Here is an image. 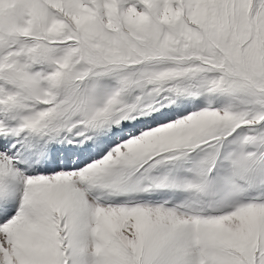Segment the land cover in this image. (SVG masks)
I'll return each instance as SVG.
<instances>
[{
    "label": "snow or ice",
    "instance_id": "1",
    "mask_svg": "<svg viewBox=\"0 0 264 264\" xmlns=\"http://www.w3.org/2000/svg\"><path fill=\"white\" fill-rule=\"evenodd\" d=\"M0 264H264V0H0Z\"/></svg>",
    "mask_w": 264,
    "mask_h": 264
}]
</instances>
